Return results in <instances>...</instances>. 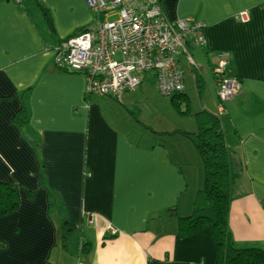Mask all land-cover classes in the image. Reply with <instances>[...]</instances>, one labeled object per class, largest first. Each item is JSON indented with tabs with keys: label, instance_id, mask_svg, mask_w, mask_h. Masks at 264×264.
<instances>
[{
	"label": "crops",
	"instance_id": "obj_1",
	"mask_svg": "<svg viewBox=\"0 0 264 264\" xmlns=\"http://www.w3.org/2000/svg\"><path fill=\"white\" fill-rule=\"evenodd\" d=\"M160 3L169 18L205 24V43L182 53L190 64L191 52L203 55L188 70L199 99L208 87L211 102L194 110L184 80L190 115L179 117L171 102V119L143 86L147 76L117 97L87 96L83 75L57 68L60 43L96 18L85 0H0V182L18 186L20 201L0 217V264H216L210 229L177 233L205 185L193 137V112L203 111L220 118L239 173L234 246L264 250V0ZM222 53L241 90L219 115L213 69ZM21 109L28 123L18 127Z\"/></svg>",
	"mask_w": 264,
	"mask_h": 264
},
{
	"label": "built area",
	"instance_id": "obj_2",
	"mask_svg": "<svg viewBox=\"0 0 264 264\" xmlns=\"http://www.w3.org/2000/svg\"><path fill=\"white\" fill-rule=\"evenodd\" d=\"M23 1L15 0L17 4ZM85 2L97 18L60 43L54 62L59 70L83 74L87 96L117 97L137 89L141 76L147 73L155 74L162 96L172 98L184 92V72L178 59L182 52L188 53L186 41L205 43L202 21L169 18L160 0ZM188 60L192 62L190 57ZM228 60L222 53L213 69L219 115L225 112L222 104L236 98L241 90L239 79L226 72Z\"/></svg>",
	"mask_w": 264,
	"mask_h": 264
},
{
	"label": "trees",
	"instance_id": "obj_3",
	"mask_svg": "<svg viewBox=\"0 0 264 264\" xmlns=\"http://www.w3.org/2000/svg\"><path fill=\"white\" fill-rule=\"evenodd\" d=\"M39 6L50 24L48 10L41 4ZM95 17L97 18V15ZM190 43L193 45L191 40L186 41L187 48ZM178 64L182 69L179 59ZM227 74L229 76V73ZM171 102L179 117L190 115L189 97L184 92L174 95ZM193 117L197 125L193 137L203 164L205 185L197 192L192 214L188 217H178V237L186 239L205 229H210L217 250L216 264H264V250L239 249L234 246L229 227V215L231 204L236 198L234 189L239 173L227 145L222 122L218 116L207 111L195 113ZM27 123L26 111L21 109L14 116V124L22 127ZM19 205L18 186L0 182V217L13 214L18 210ZM65 229L70 233L74 231L68 223ZM85 248L83 246L84 253L87 251Z\"/></svg>",
	"mask_w": 264,
	"mask_h": 264
},
{
	"label": "rangeland",
	"instance_id": "obj_4",
	"mask_svg": "<svg viewBox=\"0 0 264 264\" xmlns=\"http://www.w3.org/2000/svg\"><path fill=\"white\" fill-rule=\"evenodd\" d=\"M197 48H199L197 50V52L203 53L202 49L200 47H197ZM191 53H193V59L195 60V64H190L187 61V55H185L183 53L179 57V59L181 60L182 70L185 73V77H184L185 78L184 80L186 82V92L185 93H187L188 96L190 97L192 107L195 110L197 106L200 107L201 105L205 104V102H208V101L211 102V96H210V93L208 91V87H206V91L202 95V99H199L198 89L196 88L197 85H196L195 72L191 71L192 72V74H191L189 72V70L197 69L199 67V65H201V63L205 62V60H204V57L202 54H200V55L198 53L196 54V51H193ZM205 72H209L210 75L212 74L210 72L209 68H207L206 66H204L201 74H204ZM145 76H147V78L144 80L143 86L146 87V90H149V89L153 90L152 94L158 97L157 104L161 107L162 115L166 116L169 113H171V116H170V119H171L174 116V111L171 107V98H168V97L165 98V97L161 96L158 93V91L154 87H152L153 81H152L151 73H147L146 75H143L142 77L144 78ZM193 113H196V112H193ZM174 120L175 119H173L172 121H174ZM75 237H76V240H78V241L80 240V235L77 234V236L75 235ZM71 244H72V241H71Z\"/></svg>",
	"mask_w": 264,
	"mask_h": 264
}]
</instances>
